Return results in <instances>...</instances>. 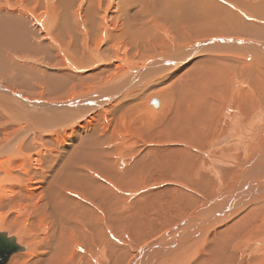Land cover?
Here are the masks:
<instances>
[{
  "label": "bare ground",
  "instance_id": "bare-ground-1",
  "mask_svg": "<svg viewBox=\"0 0 264 264\" xmlns=\"http://www.w3.org/2000/svg\"><path fill=\"white\" fill-rule=\"evenodd\" d=\"M117 1L0 0V72L17 76L12 77L9 84L16 83V78L30 76L46 80L50 88L45 82L44 85L53 92L52 98L63 99L57 95L65 92L66 82L74 75H82L80 79L83 80L94 66L98 69H91V76L101 75L103 64L104 72L109 71L111 64L108 65L102 54L108 55L107 51L103 52V45L112 33L113 40L117 38V42H111L115 49L123 44L137 49L150 48L153 41L158 40L160 27L184 30L183 27L197 25L200 15L211 14L217 22L211 26L217 27L209 29H217V32H204L202 39L220 35H226L227 39L203 40L187 49L172 45L163 52L159 50L160 59L146 56L139 65L133 66V70L137 69L139 73L140 67L149 64L152 73L162 69L172 71L163 76L173 80L170 84L173 94H163L162 107L167 108L161 111V107L157 112L148 105L141 108L138 115L146 121L140 130L132 129L128 123L127 126L122 123L123 126L117 129L116 123L113 128L106 124L104 128L94 125L90 134L81 135L78 146L58 149L60 153L56 155L52 154L54 146H43L38 154L37 151L33 153L35 145L28 143L30 139H36L34 131L39 128V132L47 135L48 142H58L60 148L65 146L67 133L56 131L52 124V119L57 117L41 116L42 123L38 124L32 123L23 113L25 118L22 120L21 112L11 106L12 101L23 99L16 94L19 87L1 83L0 90L8 94L0 95V114L5 119L11 117L12 126L16 125L17 130L13 138L10 133L5 134L10 140L0 137V226L17 225L18 236L25 234L23 242L36 246L26 264H123L122 259L129 256L130 248L139 245V253L130 252L138 255L131 260L130 254L129 264H264V97L249 83L250 77L264 80V26L259 25L264 22V0L252 5L253 9L248 13L253 15L247 14L248 18H254L253 23L220 6L217 0H141L144 9L133 7L135 10L126 12L125 18L118 20L122 26L120 31L113 19L116 13L112 18L110 15ZM137 1L125 0L129 5ZM98 23L104 30H100L101 37L98 35L100 39L95 42L94 28ZM79 28L80 40L76 36L78 32L75 34ZM108 28L110 34L106 33ZM241 36L244 38H239ZM36 37L43 42L35 41ZM212 41L231 42L234 54L206 55L187 66H177L175 70L167 68L168 65L158 67L162 58L168 64L167 57L180 51L182 54L188 51L196 58L210 53L214 47L207 42ZM204 43V46H198ZM80 46L82 54L79 52L80 59H76L73 52H78ZM16 52L17 55L29 52L38 58L45 54L49 65L19 66L11 57ZM122 58L125 59L109 75L118 76L129 71L126 64L132 60L128 55ZM63 61L69 71L58 67ZM89 61L92 64L83 63ZM232 68L241 74H229ZM140 77L129 76L132 79L124 81L117 98L119 101L125 98L121 101V110L129 111L127 104H136L137 94L121 95L137 85ZM95 79H101V76ZM24 85L34 89L28 81ZM72 90L68 91L71 96L79 93ZM127 98L130 99L128 103ZM259 99H263L261 103H258ZM26 101L27 104L43 105L45 109L52 106L42 100ZM154 101L159 105L156 106ZM150 103L155 108L161 104L156 97ZM24 106L31 105L25 103ZM112 106L113 103H109L97 117L94 114L86 121L80 119L76 132H82L83 127L89 129L94 123L88 122L94 118L100 121V116ZM60 118L61 127H66L67 118ZM21 121L31 128H22ZM26 131L32 134L24 143ZM133 135H140V139H133ZM144 142L146 146L141 148ZM112 144L116 146L112 147ZM134 156L138 157L130 165ZM122 163L128 165L126 169L122 168L124 171H119L118 166ZM144 177L150 179L147 181L151 185L165 183V186L155 192L149 191L146 194L148 201L138 209L131 205L122 210L125 197L120 192L135 189ZM136 223L140 224L136 226ZM156 231L161 233L159 238L147 241ZM125 233L129 234L128 238L123 237ZM13 235L19 243L18 236ZM95 252H99L97 257ZM24 260L23 254H18L9 264H24Z\"/></svg>",
  "mask_w": 264,
  "mask_h": 264
},
{
  "label": "rangeland",
  "instance_id": "rangeland-1",
  "mask_svg": "<svg viewBox=\"0 0 264 264\" xmlns=\"http://www.w3.org/2000/svg\"><path fill=\"white\" fill-rule=\"evenodd\" d=\"M124 1V2H123ZM213 1H215V2H217L218 1V3L220 4V6L221 5H223V7H225L227 10H229L231 13H235L236 14V16L238 15V16H241V17H243V19L246 21V22H249V23H253L254 22V18L252 19V18H248L247 17V14H249V15H253V14H250V13H248V12H250V11H252V9H253V6L252 5H258V3H259V0H242V2H241V0H213ZM234 1V2H233ZM120 2V3H119ZM123 2V4L124 5H122L121 3ZM221 2V3H220ZM117 4H115V6L116 7H113V9H111L110 11H112V13L110 14L111 15V18H112V14L113 13H116V14H113V19L114 20H116V23L118 24V20H121L122 18H125V14H126V12H129V11H133V10H135V8L136 9H144L145 7L143 6V4H142V1L141 0H139V1H137V3L136 4H131V5H129V4H127L126 2H125V0H118L117 2H116ZM126 3V4H125ZM123 6H121V5ZM140 4V5H139ZM251 4V5H250ZM126 8H125V7ZM128 6H130V8H128ZM133 7H135L134 9H133ZM252 7V8H251ZM124 8V9H123ZM126 9H127V11H126ZM130 9V10H129ZM114 10V11H113ZM121 12V13H120ZM122 16H121V15ZM242 14V15H241ZM118 15H120V16H118ZM208 15V14H207ZM206 14H202V15H200V17H199V19H200V21L198 22V24L196 25V24H194V26H191V27H195V28H191V27H183V29L184 30H182V29H178L177 27H175V28H169V27H166L165 25L163 26V27H160L159 28V31L157 32V34L159 35V36H157L158 37V40H156L155 39V41H153L154 42V44L152 45L153 47H150V48H148V47H146V48H133L132 46H127V44H123L122 45V43H120L122 46H120L119 47V49L118 48H114V45L115 44H112L113 43V41H115V42H117V38L115 39V40H113V36H112V34H110L111 33V30H109L110 28H108V31H107V29H105L106 30V33L107 34H110V35H108L109 36V38H107L106 40H105V42H104V45H103V52H105V51H107V53H108V55H105L104 56V54H102L103 55V58H105L106 60H107V62L109 63L108 65H110L111 64V68L109 69V71H106V72H104V69H105V64H103L104 66H102L101 68L103 69V73L100 75L99 73H98V75H94V77H92L91 76V73H93V71H96L97 69H96V67L94 66V68L91 70H89L90 72L89 73H87L88 75H86V77L85 78H83V80H81L80 79V76H82V75H74L72 78H74V77H76L77 79H72L71 77H69V78H71V80L70 81H68V82H66L67 83V85H66V89H65V92H62L61 94H59V95H57L58 97H63V99H61V98H59V99H61V100H59L58 98H52V97H54V96H52V93L53 92H51L50 91V89H48V88H50V85L46 82V80H42V79H40V78H38V77H36V78H34V77H32V76H30V77H23V78H16L15 79V82L16 83H11V84H9L10 83V80L12 79V74L11 75H9V74H7V72L5 73V72H0V84L2 83L3 85H5V86H17V87H19V89H18V91H19V93H16L17 95H20L22 98H24V99H26V100H42V101H47V102H49V103H51V104H54V103H60V102H63V101H65L66 99V101H68V100H70L71 98H73L74 96H71V95H69V92H71V90H72V92H76V93H81V92H87L88 90H92V88L94 87V86H96V85H98V84H101L102 82H109L110 80H112L113 79V77H116L117 76V74H115V75H113V73L111 74V75H109V73H111V71L113 72L114 70H116V68L122 63V60H124L122 57H124V55H128V58H129V60H132L135 64H137V65H139V62L140 61H143L144 60V58L146 57V56H148L149 55V57L150 58H152L153 59V57H156L157 59H160L162 56H159L158 55V53H160V51H165L166 49H169L172 45H174V46H176V47H180V48H182L183 47V49H187V48H189L190 46H192V45H194V44H196V43H198V42H200V41H203V40H208V41H211V40H217V39H224V38H226L227 39V37H226V35H220L219 37H208V38H205V39H202L203 37L202 36H204L203 34H204V32H212L213 34H216V32H217V29H215V30H210L209 28H211V27H217L216 25H217V22H216V19L214 18V16H210V15H208L207 16ZM117 16H118V18H117ZM202 16V17H201ZM256 16V15H255ZM254 16V17H255ZM205 17V18H204ZM257 18H258V16H256ZM204 18V19H203ZM208 19V20H207ZM205 21V22H204ZM257 21V20H256ZM214 22H216V25L215 26H211L212 25V23H214ZM200 23V24H199ZM99 24L100 23H98V24H96V28H94L95 29V35H97L96 36V38H94L93 39V41H97L98 39H100V37H101V34H102V31L104 30L103 28H101L100 26H99ZM119 24H121V23H119ZM119 24H118V26H117V30H121V28H122V26L120 25L119 26ZM206 24V25H205ZM210 24V25H209ZM255 24H257L258 25V23H255ZM262 25V26H264V22H259V25ZM197 27H196V26ZM225 25V24H224ZM92 27V26H91ZM166 27V28H165ZM100 28V29H99ZM161 28H162V30L164 31V33H163V31L161 32ZM191 28V29H190ZM88 29V28H87ZM102 29V31H100ZM200 29V30H199ZM203 29V30H202ZM206 29H209V31H205ZM186 30V32H184ZM188 30H189V33H190V30H191V33L189 34L188 33ZM224 31H226L225 29H223ZM80 31V32H79ZM88 31H90L89 29H88ZM101 32V33H99V32ZM78 32V33H77ZM197 32V33H196ZM77 33V34H76ZM75 34H76V36L78 37V39L80 38L81 39V30H80V28L78 29V30H76V32H75ZM162 34V35H161ZM187 34V35H186ZM224 34H226V33H224ZM98 35L100 36V37H98ZM91 36H92V34H91ZM90 36V37H91ZM235 36H238V35H235ZM83 37V36H82ZM174 37V38H173ZM176 37V38H175ZM201 37V38H200ZM179 38V39H178ZM196 38V39H195ZM239 38H244V37H239ZM35 39V41H37L38 43H41V42H43L42 41V39L40 38L39 39V37H36V38H34ZM79 39V40H80ZM97 39V40H96ZM109 39V40H108ZM162 39V40H161ZM191 39V40H190ZM39 40V41H38ZM108 40V41H107ZM161 40V41H160ZM166 40V41H165ZM41 41V42H40ZM110 41V42H109ZM108 42V43H107ZM112 42V43H111ZM160 42H162V43H160ZM166 44H165V43ZM189 42V43H188ZM262 42V41H261ZM264 42V41H263ZM107 45H106V44ZM186 43H188V44H186ZM186 44V45H185ZM68 46H69V44H67ZM72 45L73 44H70V47H72ZM78 45H80V44H78ZM77 45V46H78ZM157 45V46H156ZM184 45V46H183ZM228 45V43H221L220 45H218V46H216V48H214V49H212L211 51H210V53H207V54H205V55H202V56H199L198 58H196V57H194V56H191L189 53H188V51H186V52H184L183 54H182V51H180V52H178V53H175V54H173L172 56H173V58H171V60H169V57H167V59L170 61V63H166V62H164V61H161V63L158 65V67L161 65V66H165V65H168V67L167 68H169V69H172V70H175L176 68H177V66H179L178 68H180L181 66H187V65H189V64H191L192 62H194V61H196V60H199V59H202V57H204V56H206V55H212V54H214V55H218V56H228L230 53L231 54H234V51H235V48L234 47H232L231 45H229V46H227ZM105 46V47H104ZM127 46V47H126ZM149 46V45H148ZM108 47V48H107ZM129 47V48H128ZM79 49V50H78ZM77 50H78V52L76 51L75 52V54H74V52H73V56L76 58V59H80V58H78L79 57V55H77L79 52H81V46L78 48ZM111 49H112V51H111ZM114 49V50H113ZM120 49H122V50H120ZM118 50H119V52H118ZM152 50V51H151ZM154 50V51H153ZM160 50V51H159ZM110 51V52H109ZM116 52V53H114V52ZM238 51H243V49L242 48H238ZM71 52V51H70ZM71 52V53H72ZM118 52V53H117ZM157 52V53H156ZM111 53V54H110ZM18 54V52H16L14 55L15 56H11L12 58H13V63L14 64H16V63H19L20 65L19 66H21V65H30V64H34V67L38 64V63H44V64H48L49 65V61L46 59V57L45 56H47V55H45L44 54V57L43 58H38V57H36L34 54H32V53H29V52H26V53H23V54H19V55H17ZM82 54V52L80 53V55ZM113 54V55H112ZM116 54H120V56H115ZM124 54V55H123ZM138 54H139V56H138ZM142 56V57H141ZM185 56H187V57H189V58H187V57H185ZM109 57V58H108ZM111 57V58H110ZM113 57V58H112ZM116 57H118V58H116ZM187 58L186 60H185V58ZM36 58L38 59L37 61H35L36 60ZM136 58V59H135ZM119 59V60H118ZM141 59V60H140ZM164 59V58H163ZM43 60V61H42ZM151 60V59H150ZM110 61V62H109ZM137 63H136V62ZM177 61H181V63L179 64V65H176L175 63L177 62ZM185 61H186V63H185ZM35 62H36V64H35ZM91 61H89V62H83L84 64H92V63H90ZM121 62V63H120ZM148 62H150V61H148ZM147 62V63H148ZM250 62V61H249ZM66 62H64L63 61V63L61 62V63H59V65H58V67L59 68H61V69H68V67L69 66H66L67 65V63L65 64ZM146 63V64H147ZM61 64V65H60ZM118 64V65H117ZM164 64V65H163ZM252 64V63H251ZM113 65V66H112ZM115 65V66H114ZM66 66V67H65ZM141 68V67H140ZM70 70V68L68 69V71ZM151 71H152V68H151ZM150 71V72H151ZM161 72H164L162 75L160 74V73H157L156 74V76H155V78H152V76H150L149 77V79L148 80H145V81H141V77L139 78V80H138V84L137 85H135V86H133V87H131L130 89H126L124 92H122V95H121V97L122 96H124L125 94H137V100H134V101H136L135 103L136 104H134V102H131V103H133L132 105H130V103H128V102H130V99L129 98H127V100H129V101H127V105H129L130 106V110L129 111H127V110H125V109H122L121 110V108H120V106H121V101L122 100H124L125 98H123V99H121L120 101H119V99L117 100V101H115L114 103H113V105L114 106H112L108 111H106L105 113H103V114H105V115H101L100 116V118H101V120L99 121V119H97V118H94L93 119V121L92 122H88V123H94V124H92V126H90L89 127V129H88V127H83L82 129H83V131L82 132H78V133H80L79 135H78V133L76 132V129L75 128H77V126H78V124H79V121H73L72 119H75L76 118V116H69L67 113H65L68 117H69V119L73 122V125H72V127L70 126V128L67 126V127H61V122H60V120H61V115L63 114L62 112H59V111H51V110H48V111H50L52 114H54V115H56V117H57V119H52V124L54 125V127L55 128H57V129H55L56 131H59V132H64V134L65 133H67L65 136H66V139H64V141H66L67 142V144L65 145V146H61V148L59 147L60 145H58V142H55L54 143V141H47V139L45 138V135L46 134H44L43 135V132H39L38 130H39V128L38 129H36L35 131H34V134H37V135H35V138L36 139H30V141H29V143L28 144H33V146L35 145V148L34 149H36V150H34L33 149V153H34V151L36 152L37 151V153L39 154V150H41V147H43V146H45V147H48V148H54V147H56V148H54V149H52V154H58V153H60V150L62 151V150H64V149H66L67 147H69V146H72L71 148L73 149V148H75L76 146H78V143H80L81 142V135L82 136H87L88 134H90V131H91V129H92V127L95 125V126H102V128H104L105 127V124L106 125H109L111 128H113V126H114V123H116L117 125H116V129H117V127L118 128H120V126H123L122 125V123L124 124V125H126L127 126V123L128 124H131V127H132V129H138V130H140L143 126V123L146 121L142 116H140V115H138V113H141L140 111H141V108H143V107H145L146 105H148V106H150L151 108H152V110H153V112H157L158 110H160L161 109V107H162V102H163V94H167L168 95V93H170L171 92V94H173V90L170 88V84L172 83V81L173 80H171V79H169V78H166V79H164L163 78V76L165 75V72L166 71H164L163 69L161 70ZM170 72H172V71H169V72H166V74L167 73H170ZM230 73H238V74H241V72H239V70L238 69H231L230 71H229V74ZM90 74V75H89ZM160 74V75H159ZM178 74H181V73H178ZM89 77V79H91L90 80V82H89V79H88V77ZM101 76V79H97L98 81L100 80L101 82H98L95 78H98V77H100ZM154 76V75H153ZM15 77H17L16 75L13 77V78H15ZM83 77V76H82ZM81 77V78H82ZM103 77H105L106 79H104L105 81H103L102 80V78ZM92 78H94V79H92ZM251 78V80H249V83H251L253 86H252V89L255 91V92H259V93H261V95L264 97V80H261L260 78L258 79V78H252V77H250ZM22 79V81H25V83H27V81H28V85L29 86H31V84H32V86H33V88L34 89H32V90H30L28 87H27V85H24L25 83L23 82H21L20 80ZM28 79V80H27ZM80 79V80H79ZM85 79V80H84ZM143 79H145V78H143ZM258 79V80H257ZM8 80H9V82H8ZM77 80H79V81H77ZM43 81V82H42ZM257 81V82H256ZM19 82V83H18ZM41 82V83H40ZM44 82H45V84L47 85V87H45L46 85H44ZM71 84H70V83ZM73 82V83H72ZM75 82V83H74ZM77 82H79V83H77ZM84 82V83H83ZM262 82V83H261ZM21 83V84H20ZM30 83V84H29ZM259 83V84H258ZM8 84V85H7ZM81 84H84V85H81ZM88 84V85H87ZM263 84V85H262ZM69 85V87L67 88V86ZM72 85H73V88H72ZM81 85V86H80ZM92 85V86H91ZM260 85H262V87L260 86ZM40 86V87H39ZM75 86V87H74ZM85 86H87V87H85ZM132 86V85H131ZM45 87V88H44ZM25 88V89H24ZM10 89V88H9ZM68 89V90H67ZM170 89V90H169ZM23 91V92H22ZM69 91V92H68ZM81 91V92H80ZM6 92V93H5ZM68 92V93H67ZM89 92V91H88ZM3 94H4V96H7V94H8V92L7 91H3V90H0V95L1 96H3ZM40 94V95H39ZM51 94V95H50ZM25 95V96H24ZM66 95V96H65ZM162 95V96H161ZM30 96V97H29ZM154 97H156V98H158L159 100H160V106L158 107V108H155L151 103H150V101L154 98ZM31 98V99H30ZM169 98V97H168ZM56 99H58L57 101H56ZM26 100H24V101H26ZM260 101H258V103H261L262 102V100L263 99H259ZM20 101H21V99L19 100H16V101H12V108H16L17 109V112H21V116H22V120H23V118H25V115H27L26 117H28V118H30L31 120H32V123H36V122H38V124H41L42 122H40L41 121V119L40 118H42L41 116H43V118H47V119H49V118H52V117H54V115H51L49 112H47V111H44V110H38V109H40V108H44L43 107V105H40V106H36V105H32V104H27L26 103V105L28 106V105H31L30 107L28 106V107H26V106H24L25 105V103H23L22 101H21V103H20ZM27 102V101H26ZM53 102V103H52ZM169 104V103H168ZM53 106L54 105H52V106H48L47 108H53ZM24 107V108H23ZM27 108V112L25 111L26 110V108ZM32 108V109H31ZM46 108V109H47ZM113 108V109H112ZM125 108V107H124ZM133 108V109H132ZM167 107H162V109H161V111L162 110H165ZM19 109H21V110H19ZM23 109H25V110H23ZM30 109V110H29ZM45 109V108H44ZM32 110V111H31ZM105 109H103V110H101L100 112H98V113H96V117L97 116H99V115H97V114H99V113H101V112H103ZM113 110H114V112H113ZM155 110V111H154ZM24 111V112H23ZM161 111H159V112H161ZM29 112V113H28ZM31 112V113H30ZM25 115H24V114ZM107 113V114H106ZM109 113V114H108ZM118 113V114H117ZM65 114H63V115H65ZM1 116H0V118L1 117H3L4 119H0V129H1V132H0V137L3 139V140H7L8 138L7 137H5V134H9L10 133V135L12 136V135H15V133H16V130H17V127H16V125H14V126H12V119H11V117H10V115L11 114H9V117L10 118H8V119H5L6 117H4V115H2V114H0ZM20 116V117H21ZM105 116H107V117H105ZM113 116V117H112ZM102 117H103V119H102ZM109 117H112V118H109ZM129 117V118H128ZM163 116H161V118H162ZM72 118V119H71ZM109 118V119H108ZM116 118V119H115ZM123 118V119H122ZM126 118V119H125ZM59 119V120H58ZM110 119H112V121H110ZM4 120V121H3ZM82 120H84V121H86L87 120V118L85 119H82ZM82 120H80V121H82ZM107 120V121H106ZM116 121V122H114V121ZM55 121H56V123H55ZM102 121V122H101ZM119 121V122H118ZM5 122V123H4ZM22 122V124H20L21 125V127L22 128H26V129H29V127L30 126H26V124L24 123L23 124V121H21ZM51 122V121H50ZM54 122V123H53ZM3 123V124H2ZM49 123V122H48ZM81 123V122H80ZM100 123H101V125H100ZM109 123V124H108ZM119 123V124H118ZM8 125L7 127H9V128H7V127H5V125ZM51 124V123H50ZM98 124V125H97ZM112 124V125H111ZM22 125H25V127L24 126H22ZM56 125V126H55ZM57 125H58V127H57ZM139 125V126H138ZM61 128H60V127ZM142 126V127H141ZM45 127H48L47 125H45ZM141 127V128H140ZM31 128V127H30ZM84 128H85V131H84ZM12 129H13V132H12ZM63 129V130H62ZM11 130V131H10ZM71 130V131H70ZM89 130V131H88ZM27 133L25 134V136H24V143L30 138V136H31V131L29 132V131H26ZM58 132V133H59ZM70 132L72 133V134H70ZM75 132V133H74ZM84 132H87V133H84ZM41 133V134H40ZM83 133V134H82ZM127 134H129V132H126ZM69 134V135H68ZM85 134V135H84ZM69 137H68V136ZM78 135V137H76V136ZM10 136V137H11ZM42 136V137H41ZM73 138H72V137ZM80 136V137H79ZM130 137H131V135H129ZM38 137V138H37ZM46 137H47V135H46ZM128 137V136H127ZM11 138H13V136L11 137ZM11 138H9V140L11 139ZM44 138V139H43ZM69 138V139H68ZM78 138V139H77ZM129 138V137H128ZM132 138L133 139H140V135L139 136H136V135H133L132 136ZM60 140H61V138H59ZM143 139V137L141 138V140ZM39 142H37V141ZM40 140V141H39ZM71 140H72V142H71ZM78 140V142H76ZM43 141V142H42ZM45 142H47V143H45ZM53 142V143H52ZM43 145H42V144ZM52 143V145H50ZM71 143V144H70ZM73 143V144H72ZM114 143H116L115 141H114ZM44 144H46V145H44ZM48 145V146H47ZM40 148H39V147ZM52 146H54V147H52ZM116 146V144H112V147H115ZM144 146H146V143L144 142V144H142V145H140V147L141 148H144ZM37 147V148H36ZM38 149V150H37ZM58 149H60V150H58ZM56 152V153H55ZM138 157V156H137ZM137 157H133L131 160H130V165L132 164V162L137 158ZM38 158H39V156H38ZM40 158H42V154L40 155ZM170 160H172V158L170 157L169 158ZM12 161V160H11ZM127 165L128 164H119V166H118V170L119 171H124L123 169H126V167H127ZM129 165V166H130ZM123 168V169H122ZM144 180H142V184H140L139 186H136V190L134 189V188H132V189H130V190H122L121 192H120V195H122L123 197H125V200L123 201V204L121 205V207H122V210H126L127 208H128V206L129 207H131V205H135V209H138V207H141L145 202H147L148 201V198H146L147 196H146V194H148V193H150L151 191L153 192H155V191H157V190H160L161 189V187L163 188L164 186H165V183H161V184H153V185H151L150 183H148V182H150V181H147V180H150L148 177L147 178H143ZM146 179V180H145ZM144 181V182H143ZM147 181V182H146ZM145 184V185H144ZM149 184H150V186H149ZM143 185V186H142ZM167 185V184H166ZM143 187V188H142ZM158 188V189H157ZM147 189V190H146ZM150 191V192H149ZM147 200V201H146ZM143 201V202H142ZM140 223H136V226H138ZM6 226H4V225H2V226H0V230L1 231H3V230H7L8 232H9V234L10 235H13V234H16L17 236H18V231L20 230L19 229V227L17 226V225H7V224H5ZM14 228H12V227ZM19 234H22L21 235V237L20 236H18V241H19V243H21V245H23V246H26V247H28L26 250H24V251H22V252H17V253H15V254H13L12 255V257L13 258H15V255L17 256L18 254H23V257L25 258V260L23 261L24 262V264H26L29 260H30V257L31 256H29V255H31V253H32V251H34L35 249H36V246L33 244V243H29V242H23V241H25V234L24 233H19ZM160 234L161 233H158L157 231L156 232H152L151 234H150V236H153V238L152 239H148L147 241H149V240H155V239H158L159 238V236H160ZM125 236H123V237H125V238H128L129 237V234L128 233H125L124 234ZM156 237H158V238H156ZM146 241V242H147ZM152 241V242H153ZM120 243H122V245L124 244L123 242H121V239H120ZM33 244V245H32ZM121 245V244H120ZM134 246H137V245H134ZM131 247V246H130ZM132 249V250H131ZM140 245L138 246V248L137 247H133L132 246V248H130V250H129V256H131L132 255V258L131 257H129L128 255H125L124 257H123V264H129V262L131 261V260H133L137 255H134V254H131V253H134L135 252V254L136 253H139V251H140ZM96 251H98V250H96ZM131 252V253H130ZM97 254H99V252H95V257H97ZM131 254V255H130ZM134 255V256H133ZM28 256V257H27ZM11 257V259H10V261L13 259ZM127 257H129V258H127ZM27 258V259H26ZM131 258V260L129 261L128 259H130ZM94 259V258H93ZM126 259V260H125ZM160 259H161V257H160ZM10 261H9V263H10ZM125 261V262H124ZM128 261V262H127ZM8 263V264H9Z\"/></svg>",
  "mask_w": 264,
  "mask_h": 264
},
{
  "label": "water",
  "instance_id": "water-1",
  "mask_svg": "<svg viewBox=\"0 0 264 264\" xmlns=\"http://www.w3.org/2000/svg\"><path fill=\"white\" fill-rule=\"evenodd\" d=\"M221 43L222 42L218 41L207 42V44L214 48H216V45ZM230 44L231 42L227 46H229ZM204 45L205 43L198 46ZM171 58H173L172 55H170L169 60H171ZM161 60L163 61V58ZM134 65L135 63L133 61H129V65L126 64L129 71H124V73L114 77L111 81L105 84H98L93 87L94 89L88 90L89 92L87 91L78 93L68 101L54 103L52 104L54 105L53 108H40L38 110L47 111L51 115L54 114H52L48 110L67 113L69 116H76V118L73 119L74 122L80 121V119H86L88 118V116L94 115L99 111L103 110L109 103H114L115 101H117L118 93L123 89L122 86L124 85L126 80L132 79L129 78V76H132L133 78L135 77L134 79L141 76L142 79L145 78L144 80H148L150 76H152V78H155L157 73H160L161 75L164 73L161 71H155V73L150 72L152 66L149 64H147L145 67H141L139 69L140 72L138 73L137 69L133 70ZM24 100L26 99H21L23 103H27ZM154 103L156 106L159 105L157 101H154ZM62 116H65L67 118L68 123L66 127H70L73 125V122L69 119L67 115H61V117ZM25 249L26 246H22L21 244H19L15 235H10L9 232L6 230H0V264H8L14 253L22 252Z\"/></svg>",
  "mask_w": 264,
  "mask_h": 264
}]
</instances>
